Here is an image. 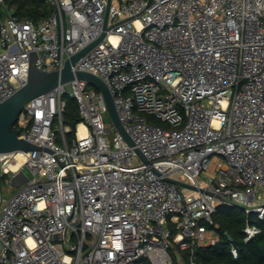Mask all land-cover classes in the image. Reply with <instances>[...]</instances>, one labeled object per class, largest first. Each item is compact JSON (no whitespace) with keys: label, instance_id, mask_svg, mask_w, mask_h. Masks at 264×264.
Instances as JSON below:
<instances>
[{"label":"built area","instance_id":"1","mask_svg":"<svg viewBox=\"0 0 264 264\" xmlns=\"http://www.w3.org/2000/svg\"><path fill=\"white\" fill-rule=\"evenodd\" d=\"M46 1L38 23L0 17V100L25 84L31 56L61 69L105 32L71 68L106 83L134 144L117 127L108 140L106 102L84 79L26 101L15 127L40 148L0 151V264H170L171 244L197 264L221 203L256 215L243 241L259 233L264 0H111L106 24L108 0ZM64 94L80 116L70 140ZM25 168L3 202V177Z\"/></svg>","mask_w":264,"mask_h":264},{"label":"trees","instance_id":"2","mask_svg":"<svg viewBox=\"0 0 264 264\" xmlns=\"http://www.w3.org/2000/svg\"><path fill=\"white\" fill-rule=\"evenodd\" d=\"M9 10L20 20L38 23L51 13V6L46 0H4V3L0 4V17L7 14ZM65 101L62 121L70 126L67 134L72 137L80 116L74 98L68 97ZM150 119L164 125L160 119L153 116H150ZM212 220L213 223L207 224V227L214 229L217 239L195 249L197 264H264V218L257 220L261 231L246 242L243 241L242 229L247 222L256 220L254 213H246L236 206L219 205L212 215ZM225 233L231 236L230 240ZM232 245L237 247L236 255L230 250ZM173 247V253H170L172 259L170 264H190L187 257L188 251L178 250L174 244Z\"/></svg>","mask_w":264,"mask_h":264},{"label":"water","instance_id":"3","mask_svg":"<svg viewBox=\"0 0 264 264\" xmlns=\"http://www.w3.org/2000/svg\"><path fill=\"white\" fill-rule=\"evenodd\" d=\"M111 0H108L107 10L105 13V24L107 19L108 8ZM105 32H102L92 42L85 45L76 53L72 54L65 60L64 66L61 69H53L49 71L41 70L35 67L32 63L33 56L30 58L27 80L24 85L19 87L4 100H0V151H17V150H33L40 148L38 145L26 140L18 135V128L15 123L22 106L30 98L46 92L56 86L58 83L68 82L77 77L86 80L89 84L98 89L106 102L107 112L117 129L124 135L130 144H134L128 133L125 131L122 122L119 118L113 95L106 83L95 73L85 70L73 71L71 65L79 59L88 49L98 43ZM136 151L140 152L138 148ZM27 179L23 171L18 172L14 177V185L20 186ZM167 180L178 184L185 188L196 189L185 181L175 178H167ZM225 236L230 240L231 236L225 233Z\"/></svg>","mask_w":264,"mask_h":264},{"label":"rangeland","instance_id":"4","mask_svg":"<svg viewBox=\"0 0 264 264\" xmlns=\"http://www.w3.org/2000/svg\"><path fill=\"white\" fill-rule=\"evenodd\" d=\"M66 87H68V85H66ZM68 97H70L68 94H64V98L67 99ZM105 122H106V127L108 129V133H107V138L109 141L112 140V136L115 134L116 131V126L113 123V121L111 120V118L109 117V115L105 116ZM68 140L71 139V137L69 136V134H67ZM56 138H57V142L58 143H63L62 140V134L60 132V130L57 131L56 134ZM25 174L29 175V171L28 169L25 168L24 170ZM19 186L14 185V180L13 178L11 179L9 176L5 175L2 179V184H1V188H2V197H3V202L10 196L12 195ZM219 205H226V204H219ZM218 205V206H219ZM173 245H170V253H173Z\"/></svg>","mask_w":264,"mask_h":264},{"label":"bare ground","instance_id":"5","mask_svg":"<svg viewBox=\"0 0 264 264\" xmlns=\"http://www.w3.org/2000/svg\"><path fill=\"white\" fill-rule=\"evenodd\" d=\"M22 156H23V152L22 151H18V155H17L18 159L21 160Z\"/></svg>","mask_w":264,"mask_h":264},{"label":"crops","instance_id":"6","mask_svg":"<svg viewBox=\"0 0 264 264\" xmlns=\"http://www.w3.org/2000/svg\"><path fill=\"white\" fill-rule=\"evenodd\" d=\"M214 234L217 236V234H216V233H211V236H214Z\"/></svg>","mask_w":264,"mask_h":264}]
</instances>
